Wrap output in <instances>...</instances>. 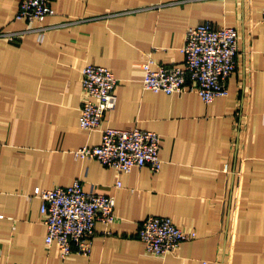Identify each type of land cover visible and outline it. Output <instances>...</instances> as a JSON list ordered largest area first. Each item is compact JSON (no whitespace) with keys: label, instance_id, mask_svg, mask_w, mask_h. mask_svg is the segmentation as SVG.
<instances>
[{"label":"crops","instance_id":"0c3cea01","mask_svg":"<svg viewBox=\"0 0 264 264\" xmlns=\"http://www.w3.org/2000/svg\"><path fill=\"white\" fill-rule=\"evenodd\" d=\"M20 2L0 0V264H264V0H51L55 14L33 23L15 18ZM204 21L238 30L228 94L144 89L142 64L181 65ZM88 63L118 78L116 106L91 130L79 122ZM107 126L158 132L161 169L74 155ZM76 179L113 195L116 219L96 222L88 255L64 258L33 194ZM150 215L197 235L157 255L137 236Z\"/></svg>","mask_w":264,"mask_h":264},{"label":"built area","instance_id":"2783aa9c","mask_svg":"<svg viewBox=\"0 0 264 264\" xmlns=\"http://www.w3.org/2000/svg\"><path fill=\"white\" fill-rule=\"evenodd\" d=\"M55 12L51 0H21L15 18L29 23L42 22ZM39 35L43 37L44 30ZM181 51V65L153 67L152 58L145 61L142 64L143 88L165 93L196 92L206 102L228 94L227 81L237 66L236 27L217 28L210 21L198 23L187 30ZM117 82L114 72L104 65L88 63L84 66L79 116L82 128H98L106 112L116 106ZM160 148L161 136L156 131L137 126H107L102 129L99 144L83 145L73 152L77 158H95L103 165L128 173L134 167L144 165L159 171L163 164ZM120 184L119 181L116 183L117 186ZM33 195L41 198L45 242L48 245L56 243L64 258L72 252L88 255L96 222L111 223L116 219L115 197L86 189L80 179L67 186L36 187ZM196 235L195 230L181 228L170 217L162 215L146 217L137 231L147 249L161 256L174 253L183 241Z\"/></svg>","mask_w":264,"mask_h":264}]
</instances>
